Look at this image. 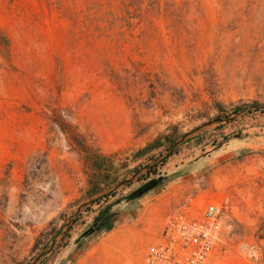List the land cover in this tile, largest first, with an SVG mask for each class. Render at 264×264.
<instances>
[{
  "label": "rangeland",
  "instance_id": "1",
  "mask_svg": "<svg viewBox=\"0 0 264 264\" xmlns=\"http://www.w3.org/2000/svg\"><path fill=\"white\" fill-rule=\"evenodd\" d=\"M253 103L264 0H0V264H29L41 234L72 223L87 185L76 141L120 157L170 130L203 138L162 168L182 176L108 233L81 239L85 214L44 264H142L187 196L230 207L208 264L264 260V113L211 122Z\"/></svg>",
  "mask_w": 264,
  "mask_h": 264
},
{
  "label": "trees",
  "instance_id": "2",
  "mask_svg": "<svg viewBox=\"0 0 264 264\" xmlns=\"http://www.w3.org/2000/svg\"><path fill=\"white\" fill-rule=\"evenodd\" d=\"M217 108L218 114L211 122L229 120L231 115L244 111L264 113V107H256L255 103L233 107L230 113H225L220 106ZM186 137V133L179 134L176 130H170L120 157L99 154L83 141H76L87 185L81 196L71 203V207L77 208L75 218L60 239H56L60 231L51 230L41 234L33 245L35 256L29 264H44L61 247L66 246L72 228L83 224L85 214L94 215L88 228L81 234V239L94 233H108L128 208L136 206L137 201L182 176L181 170L168 174L162 168L170 157L181 152L184 145L194 141L193 146H197L203 140L199 134L189 139ZM94 207L96 210L93 211ZM47 236L44 244L43 239Z\"/></svg>",
  "mask_w": 264,
  "mask_h": 264
},
{
  "label": "built area",
  "instance_id": "3",
  "mask_svg": "<svg viewBox=\"0 0 264 264\" xmlns=\"http://www.w3.org/2000/svg\"><path fill=\"white\" fill-rule=\"evenodd\" d=\"M229 213L225 202L200 204L196 197L187 196L165 217L159 239L146 248L142 264H208ZM240 250L250 259L259 254L255 245L246 242Z\"/></svg>",
  "mask_w": 264,
  "mask_h": 264
},
{
  "label": "crops",
  "instance_id": "4",
  "mask_svg": "<svg viewBox=\"0 0 264 264\" xmlns=\"http://www.w3.org/2000/svg\"><path fill=\"white\" fill-rule=\"evenodd\" d=\"M231 264H254V263L249 262V261H247V260H240V261H238V262H234V263H231ZM256 264H264V260L261 259V260H260L258 263H256Z\"/></svg>",
  "mask_w": 264,
  "mask_h": 264
},
{
  "label": "bare ground",
  "instance_id": "5",
  "mask_svg": "<svg viewBox=\"0 0 264 264\" xmlns=\"http://www.w3.org/2000/svg\"><path fill=\"white\" fill-rule=\"evenodd\" d=\"M115 257H116V259L114 260V264H119V262H121V257L119 255V252H118V254L115 255Z\"/></svg>",
  "mask_w": 264,
  "mask_h": 264
}]
</instances>
